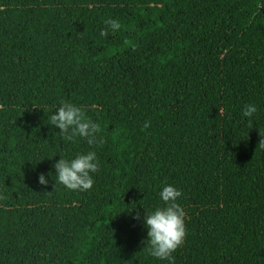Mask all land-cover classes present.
Returning a JSON list of instances; mask_svg holds the SVG:
<instances>
[{
  "label": "trees",
  "instance_id": "obj_1",
  "mask_svg": "<svg viewBox=\"0 0 264 264\" xmlns=\"http://www.w3.org/2000/svg\"><path fill=\"white\" fill-rule=\"evenodd\" d=\"M61 101L92 144L50 125ZM262 134L264 0H0V264H264ZM87 151L92 188L66 189L54 163ZM165 183L171 262L143 221Z\"/></svg>",
  "mask_w": 264,
  "mask_h": 264
},
{
  "label": "clouds",
  "instance_id": "obj_2",
  "mask_svg": "<svg viewBox=\"0 0 264 264\" xmlns=\"http://www.w3.org/2000/svg\"><path fill=\"white\" fill-rule=\"evenodd\" d=\"M112 30L119 28V23L114 19L105 21ZM102 36L105 31H101ZM256 105L246 104L243 114L252 116ZM50 125L59 129L61 134H66L68 140L75 136L87 138L92 144L95 134L100 131V125L88 118L82 107L72 102L61 101L54 113L48 117ZM264 135V134H262ZM264 143V139L261 140ZM57 180L66 189L85 191L94 184L92 173L98 171L99 161L94 151L79 153L71 158L61 157L54 163ZM38 181L46 185L48 180L41 173ZM163 206H157L143 215L147 228V242L150 245L149 253L158 259L172 260V253L183 243L186 235L185 210L178 203L181 196L179 188L165 183L158 193Z\"/></svg>",
  "mask_w": 264,
  "mask_h": 264
}]
</instances>
